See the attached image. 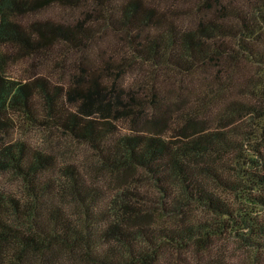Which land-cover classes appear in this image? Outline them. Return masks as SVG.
Here are the masks:
<instances>
[{
	"label": "trees",
	"instance_id": "trees-1",
	"mask_svg": "<svg viewBox=\"0 0 264 264\" xmlns=\"http://www.w3.org/2000/svg\"><path fill=\"white\" fill-rule=\"evenodd\" d=\"M83 1L102 9L104 24H120L127 31L130 49L137 57L158 66L189 72L211 60L219 62L236 51L232 39L264 62V53L252 43L264 29V0H247L246 8L237 0H196L203 11L192 25L176 24L168 18L167 7L145 0H0V131L13 128L20 115L34 123L53 124L90 142L98 151L101 165L103 161L112 170L144 169L153 188L160 193L159 206L140 192L135 198L119 196L121 192L111 196L105 188L90 183L85 172L73 163L59 167L56 178L43 177L56 167L55 154L33 147L26 140L5 141L0 144V172L9 171L21 178L26 194L0 188V264H29L32 255L28 250H33V246L34 250H41L55 241L79 247L90 264H157L162 246L167 243L179 250L180 264L181 260L182 264H205L200 257L194 263L188 260L187 252L196 247L210 261L215 237L223 233V228L219 220L191 216L189 211L194 212L196 204L216 214L237 215L232 226H240L243 232L239 236L248 239L256 250L253 264H264V214H243V220H238V208L208 181L213 177L222 185L228 184L211 159L219 145L226 142L224 132L208 128L188 130L196 125L188 122L178 138L166 137L160 130L139 128L110 141L108 138L115 131L110 117L131 114L132 106L122 91L115 90L116 83L106 89L109 83L102 78V68L85 70L76 76L74 85L41 74L9 73L11 60H18L24 48L36 49L52 39L74 46L91 40L96 24L88 16L73 23L52 19L25 21L27 13L51 3L75 5ZM150 24L163 29L142 36L138 28ZM37 96L44 103L43 113L37 107ZM129 97L135 98L133 94ZM79 99L88 101L77 103L76 108L68 104ZM93 100L100 105L98 110L89 108ZM258 165L260 168L253 165L257 170H243L246 181L239 184V189H261L262 194L254 197L264 213V167ZM64 195H70L79 205L82 216L74 217L66 210L59 212L63 204L55 198ZM157 209L177 217L176 220L158 228L151 223L131 225L132 215L144 218ZM104 215L110 221L103 228L97 222ZM108 242L110 246L105 248Z\"/></svg>",
	"mask_w": 264,
	"mask_h": 264
},
{
	"label": "rangeland",
	"instance_id": "rangeland-1",
	"mask_svg": "<svg viewBox=\"0 0 264 264\" xmlns=\"http://www.w3.org/2000/svg\"><path fill=\"white\" fill-rule=\"evenodd\" d=\"M145 1L167 7L168 18L173 19L176 24L192 25L200 19L203 11L200 2L197 3L196 0ZM237 1L242 7H248L247 0ZM99 8L90 1L75 5L55 2L27 13V23L38 19L73 23L88 16L91 23L96 24L93 30L95 35L81 46L52 39L44 41L45 45L42 44L36 49L24 48V54L18 60H11L9 73L16 76L41 74L53 81L74 85L77 83L76 76H81L85 70L102 68V78L109 83L106 89L116 83L115 90L122 91L132 106L131 114L118 117L117 113L110 117L115 129L108 138L110 141L139 128L160 130L166 137L178 138L188 122L196 124L188 130L208 128L224 132L226 142L219 145V151H216L211 159L216 161L218 173L228 180V184L222 185L213 177L208 178V181L212 188H216L232 206L238 208V220H243V214L263 216V207L254 197L260 196L263 191L259 188L243 191L244 188L239 189V184L246 181V171H243L245 168L257 170L253 165L260 168L258 164L264 167V62L251 56L241 44L238 45L232 39L236 51L219 59V62L211 60L189 72L166 65L158 66L137 57L130 49L127 31H123L120 24L115 27L104 24L102 9ZM88 10L94 12L88 14ZM209 14L205 13L206 16ZM161 29L163 26L142 25L138 32L148 37L149 34L159 33ZM258 37L252 43L264 53V29L258 33ZM129 94H133L135 98L129 97ZM87 101L79 99L68 104L76 108L77 103L82 105ZM93 102V105L88 104L89 108L98 110L100 105L96 104L95 100ZM36 104L39 112L43 113L44 103L40 96H37ZM9 140H26L33 147L55 154L56 167L44 173L43 177L56 178L60 174L59 167L73 163L85 172L90 183L105 188L111 196L121 192L119 196L125 194L135 198V194L140 192L142 196L153 198L155 201L152 204L155 206L160 205V193L153 188L152 181L148 179L149 175L144 169L112 170L105 166L103 161L101 165L98 151L90 142L77 138L53 124L34 123L26 116L20 115L13 128L0 131V144ZM0 188L14 193L22 192L23 196L26 194L24 181L9 171L0 172ZM55 199L63 204L60 213L66 210L74 217L82 216L79 214V205L70 195ZM145 207L149 208L148 205ZM189 212L191 216L201 219L219 220L223 233L215 237L216 244L209 257L210 261L207 255L196 247L187 252L190 255L188 260L194 263L200 257L205 264L255 262L256 250L249 245L248 239L239 236V232H243L239 229L240 226L237 229L232 226V220L237 215L229 217L216 214L197 204L195 211ZM176 218L164 215L157 209L148 212L144 218L132 215L130 223H151L158 228L170 225ZM108 221L110 218L104 215L102 221L97 224L103 227ZM109 246V242L104 244L105 248ZM32 249L28 250L32 255L29 264H90L79 247H70L58 241L50 242L41 250H34L35 246ZM259 253L261 257L262 252ZM178 254L179 250L172 248L168 243L164 244L157 264H180ZM182 261L184 260H181V264Z\"/></svg>",
	"mask_w": 264,
	"mask_h": 264
}]
</instances>
